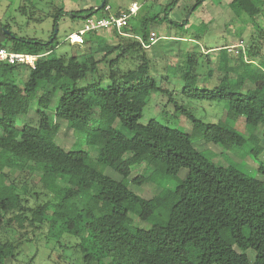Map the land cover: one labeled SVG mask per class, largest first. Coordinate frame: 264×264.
<instances>
[{
	"label": "trees",
	"instance_id": "1",
	"mask_svg": "<svg viewBox=\"0 0 264 264\" xmlns=\"http://www.w3.org/2000/svg\"><path fill=\"white\" fill-rule=\"evenodd\" d=\"M205 1L195 0L190 15ZM177 2H166L162 21L179 26L168 17ZM95 5L55 7L50 43L12 36L0 26V46L10 42V50L45 54L33 68L0 63V264L15 260L22 244L34 238L55 239L47 257L55 251L65 264L68 259L59 250L69 256L77 253L80 264H264V180L211 161L193 144L199 138L229 150L258 132L252 154L264 151V69L257 71L250 62L260 52L258 40L238 49L236 64L213 67L223 70L213 88L200 82L195 71L202 53L185 52L176 69L180 88L174 91L150 74L147 26L157 21L158 13L141 21L140 34L129 22L120 32L90 31L82 44L65 40L74 48L56 53L58 29L53 34L62 16L84 22ZM106 6L108 0L101 9ZM228 6L237 16H248L264 39V0H230ZM105 31L117 40L106 39ZM124 60L133 66L128 74L118 66ZM20 66L29 70L22 83ZM213 68L203 81L212 77ZM39 81L44 84L37 94ZM141 92L166 96L174 114L188 120L189 131L154 118L138 122L147 100ZM54 96L55 118L85 134L86 144L95 148L93 158L56 141L59 124L45 110ZM34 97L39 105L36 124L18 126L17 117L27 114ZM177 97L183 102L177 103ZM184 100L225 102L243 119L245 132L225 119H199ZM133 166L151 172L130 177ZM106 167L120 179L105 174ZM181 168L187 172L178 178ZM258 170L264 174V161ZM156 175L172 178L175 184L164 183L150 197L128 188Z\"/></svg>",
	"mask_w": 264,
	"mask_h": 264
},
{
	"label": "rangeland",
	"instance_id": "2",
	"mask_svg": "<svg viewBox=\"0 0 264 264\" xmlns=\"http://www.w3.org/2000/svg\"><path fill=\"white\" fill-rule=\"evenodd\" d=\"M167 1L108 0L110 12H114L117 9L124 10L132 2H136L139 5L137 14L129 21L130 27L135 28L136 33L139 34L141 33L139 30L141 21L154 14H159V18L156 19L157 21L147 26V32L153 34L154 41L149 44L146 54L151 61L150 74L158 81H162L164 87L174 91L180 88L179 75L176 73V69L178 65L183 64L185 52L187 51L202 53L197 56L198 64L195 71L199 75L200 82H204L207 87H215L223 74V70L214 69L213 67L222 62L228 65L236 64L238 49L249 47L253 44L252 40L254 38L258 40V45L261 48L259 54L251 57L250 62L257 71L264 69V39H262L261 32L258 29L254 30L251 24L252 20L248 16L244 14L237 16L234 14L228 6L230 0H207L192 15H189L188 18L187 14L195 0H178L176 6L170 10L168 17L178 22L179 26L170 25L167 21L160 19L164 15V5ZM99 2V0H0V26H6L14 34L12 36L19 38L28 37L43 41L48 39L52 32L55 7L62 5L66 10H77L87 8ZM93 15L104 16L107 15V11L99 9ZM186 19H188V23L182 25V21ZM82 25L83 19H72L66 14L62 16L57 24V54L64 50L71 51L74 48L65 42V37L70 33V30L77 29ZM104 35L110 41L117 40L116 35L108 31H105ZM6 45L10 47L11 44L10 42H6ZM206 52L207 55L204 54ZM118 66L126 74L130 73L133 68L128 60L120 61ZM211 68H213L212 77L203 81L202 77ZM19 69L22 79L20 83H22L27 77L29 70L23 66H20ZM13 78L19 80L16 74L13 75ZM38 83L40 88L37 94L40 93L44 82L39 81ZM139 95L147 100L140 113L138 122L144 124L149 119L154 118L163 125L189 131L190 124L188 120L184 116L178 114L176 116L174 114V105L172 102H167L166 96L152 93L148 97L143 92L139 93ZM56 101L57 96H54L45 108L50 119L59 124L56 141L65 149L85 150L89 153L90 159L93 158L95 156V148L86 144L85 134L73 130L68 122L59 121L55 118ZM176 102L180 104L183 102V99L180 100V97H177ZM184 103L196 117L205 122H215L219 119H225L235 124L238 130L245 132L243 119L237 117L236 113L229 109L225 102L184 100ZM38 107L37 97H34L31 100L27 114L18 116L16 124L18 126L24 123L35 125ZM259 137V133L257 132L243 146L229 150H224L216 144L199 138H195L193 144L211 161L224 166L235 167L264 180V174H261L258 170L259 163L264 161V151L257 157H254L251 150L253 144L259 142ZM2 168L3 165L0 162V170ZM103 172L114 179H120L119 175L109 167L104 168ZM150 172L151 170L147 167L139 168L138 166H133L130 177L138 173L149 174ZM186 172V168H181L177 173V177L183 178ZM34 177L36 176L34 175ZM32 179L35 180L37 178L32 177ZM32 179L30 183L33 182ZM166 182L168 185L175 184V180L172 178L156 175L155 180L145 181L142 185L129 183L128 188L143 197H150L158 192V189L163 187ZM38 184L42 186L41 183ZM139 225L145 226L146 223L141 222ZM43 231H46V229ZM34 239L36 241L24 242L16 259L7 258L6 264H26L30 262L32 256L34 257L30 264H54L53 262L65 264L60 261L58 253L55 251L51 253L50 258L47 257L48 252L55 244V239ZM63 239L69 240V237L64 236ZM58 252L68 259V263L66 264L81 263L79 255L75 252L70 256V252L64 253L60 250Z\"/></svg>",
	"mask_w": 264,
	"mask_h": 264
},
{
	"label": "built area",
	"instance_id": "3",
	"mask_svg": "<svg viewBox=\"0 0 264 264\" xmlns=\"http://www.w3.org/2000/svg\"><path fill=\"white\" fill-rule=\"evenodd\" d=\"M139 5L136 2H132L128 8L120 10L117 14L110 12L109 5L105 7V11L108 12L104 16L91 15L87 17L83 25L71 33L67 34L65 40L70 43L82 44L84 35L90 31H99L101 29H113L117 32L128 25L130 19L137 14ZM151 40L154 41L153 34H151ZM45 54L30 53V52H16L8 49L7 47L0 46V63L7 65H26L33 68L37 60Z\"/></svg>",
	"mask_w": 264,
	"mask_h": 264
},
{
	"label": "water",
	"instance_id": "4",
	"mask_svg": "<svg viewBox=\"0 0 264 264\" xmlns=\"http://www.w3.org/2000/svg\"><path fill=\"white\" fill-rule=\"evenodd\" d=\"M104 3H105V0H101L99 4L95 5V8H94L93 11L95 12V11L101 9L104 6ZM189 15H190V13L187 14V18H188ZM0 28H2V27H0ZM5 32H8V30H5ZM56 32H57V26H55V30H54L53 36H55ZM51 41H52V39L50 38V39H48L47 43H50Z\"/></svg>",
	"mask_w": 264,
	"mask_h": 264
},
{
	"label": "crops",
	"instance_id": "5",
	"mask_svg": "<svg viewBox=\"0 0 264 264\" xmlns=\"http://www.w3.org/2000/svg\"><path fill=\"white\" fill-rule=\"evenodd\" d=\"M119 10H123V9H119Z\"/></svg>",
	"mask_w": 264,
	"mask_h": 264
}]
</instances>
